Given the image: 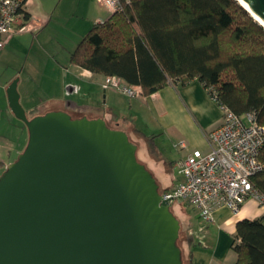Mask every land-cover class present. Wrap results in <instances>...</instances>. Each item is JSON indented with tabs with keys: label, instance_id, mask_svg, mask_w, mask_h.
<instances>
[{
	"label": "water",
	"instance_id": "obj_1",
	"mask_svg": "<svg viewBox=\"0 0 264 264\" xmlns=\"http://www.w3.org/2000/svg\"><path fill=\"white\" fill-rule=\"evenodd\" d=\"M241 1L264 25V0ZM17 83L7 103L28 138L0 174V264H182L179 221L127 134L65 111L28 118Z\"/></svg>",
	"mask_w": 264,
	"mask_h": 264
},
{
	"label": "trees",
	"instance_id": "obj_2",
	"mask_svg": "<svg viewBox=\"0 0 264 264\" xmlns=\"http://www.w3.org/2000/svg\"><path fill=\"white\" fill-rule=\"evenodd\" d=\"M22 19L28 20L24 11ZM69 63L139 87L144 97L169 84L183 87L197 80L205 91L215 92L217 105L238 117L253 112L264 127V28L237 0H132L94 24ZM144 137L155 155L153 138ZM258 160L264 164V145ZM3 170L0 163V174ZM250 183L264 197V168ZM172 188L158 185L160 194ZM232 238L233 264H264L263 217L237 222ZM177 246L182 264H191L188 239L183 249L178 240Z\"/></svg>",
	"mask_w": 264,
	"mask_h": 264
},
{
	"label": "crops",
	"instance_id": "obj_3",
	"mask_svg": "<svg viewBox=\"0 0 264 264\" xmlns=\"http://www.w3.org/2000/svg\"><path fill=\"white\" fill-rule=\"evenodd\" d=\"M24 12L28 20L18 21L17 33L9 37L0 50V163L3 168L22 152L27 143L24 125L9 110L6 89L18 75L15 72L21 55L31 53L34 56L29 60L30 71L25 82L31 80L32 72L39 70L61 72L60 82H63L64 90L49 100L63 106L54 110L64 109L75 118L87 115L89 119L102 118L112 127L140 139L145 144L146 156L154 160L156 155L163 163L164 171L160 170V174L167 175L170 183L164 188L174 186L179 179V163L192 151L207 152L206 135L219 126L221 112L197 80L183 87L169 84L147 97L130 98L115 89H103V76L69 63L70 54L91 27L111 16L97 0H28ZM84 86L91 92L102 90L106 103L98 105L93 96L82 101L75 99L73 96ZM119 96H125L128 102ZM24 109L28 117L36 116L35 107ZM144 136L153 138L155 155L150 153L149 142ZM164 147H172L174 154L165 157ZM261 217L264 218V210L253 200H247L236 215L224 207L215 210L211 223L203 222L191 209L187 218L190 248L186 249L191 252V264L235 263L232 236L236 223Z\"/></svg>",
	"mask_w": 264,
	"mask_h": 264
},
{
	"label": "built area",
	"instance_id": "obj_4",
	"mask_svg": "<svg viewBox=\"0 0 264 264\" xmlns=\"http://www.w3.org/2000/svg\"><path fill=\"white\" fill-rule=\"evenodd\" d=\"M27 1L0 0V50L17 33ZM131 1L97 0V3L112 15ZM102 87L115 89L130 98L141 95L139 87L125 86L114 77H104ZM205 92L217 105L215 92ZM217 106L221 122L206 135L207 152L194 150L182 160L177 168L179 179L172 190L161 194L170 205L186 204L205 223H211L214 211L221 207L236 215L247 200H253L264 210V197L250 183V178L264 168L258 160L264 145V127L256 122L253 112L238 117L225 106Z\"/></svg>",
	"mask_w": 264,
	"mask_h": 264
},
{
	"label": "rangeland",
	"instance_id": "obj_5",
	"mask_svg": "<svg viewBox=\"0 0 264 264\" xmlns=\"http://www.w3.org/2000/svg\"><path fill=\"white\" fill-rule=\"evenodd\" d=\"M33 56H34V53H31V55L30 54L21 55V62L18 68H16V72H15V73H18V75L14 79H17L18 82L19 80L21 81L19 82V86L17 87V91L19 93V102L21 106L23 108L27 106L35 107L34 111L36 115H43L51 111H66L64 109L54 110V109L62 108L63 105L62 104L59 105V103L56 104L52 102L51 100H49V98L53 97L54 95L61 94L64 90L63 82H60L61 74H62L61 72L55 71V70L54 71L39 70L37 72H32L31 80L28 82H25L26 77L28 76V73L30 71L29 65L31 62L29 60L30 58L32 59ZM44 57L46 58V56H43L42 58ZM58 58L59 60L61 59L60 56H58ZM33 77H34V81L32 80ZM60 87H61V90L59 89ZM86 88L87 87L84 86L81 89V91L77 95H74L73 97L79 101H82V100H85L86 98L93 96L98 105H103L106 103V98L104 94L102 93V90H96L95 92H91V91H88ZM82 94L84 97H82ZM118 98H122L125 102H128V99L125 96L123 97L119 96ZM74 116L75 115L72 114L71 117L75 118ZM87 117H90V116L87 115ZM109 126L112 127L111 125ZM128 136H129L128 138L129 141L133 143L134 145H137V153H136L137 161L141 165H143L145 169L151 174V176L155 179L156 183L160 186V188H162L165 185H169L170 184L169 177L167 175L164 176V174H160L161 171H164L163 163H161V161H158L157 157L155 156L153 157L154 160H152L151 158H148L146 154L144 153V150H145L144 142H142L140 139H138L131 133H129ZM164 149L166 153L165 157L168 158L171 156V154H174L172 147H170V149L164 147ZM16 158L17 156L12 158V162ZM179 203L180 202H173L170 205V209H171V212L174 214V216L180 222L178 245L183 249L185 247L186 239L189 238V232L187 230V222H188L187 218H188V214L189 215L191 214V209L188 206L186 205L184 206Z\"/></svg>",
	"mask_w": 264,
	"mask_h": 264
},
{
	"label": "bare ground",
	"instance_id": "obj_6",
	"mask_svg": "<svg viewBox=\"0 0 264 264\" xmlns=\"http://www.w3.org/2000/svg\"><path fill=\"white\" fill-rule=\"evenodd\" d=\"M238 1V3L252 16V18L258 23V24H260V26H263V28H264V25L262 24V22L256 17V16H254L251 12H250V10L247 8V6L246 5H244L243 3H242V1L241 0H237Z\"/></svg>",
	"mask_w": 264,
	"mask_h": 264
},
{
	"label": "flooded vegetation",
	"instance_id": "obj_7",
	"mask_svg": "<svg viewBox=\"0 0 264 264\" xmlns=\"http://www.w3.org/2000/svg\"><path fill=\"white\" fill-rule=\"evenodd\" d=\"M188 242H189V238H188Z\"/></svg>",
	"mask_w": 264,
	"mask_h": 264
}]
</instances>
